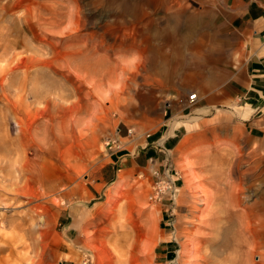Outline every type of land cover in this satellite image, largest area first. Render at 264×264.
Here are the masks:
<instances>
[{"label": "rangeland", "instance_id": "374dc122", "mask_svg": "<svg viewBox=\"0 0 264 264\" xmlns=\"http://www.w3.org/2000/svg\"><path fill=\"white\" fill-rule=\"evenodd\" d=\"M217 20L195 0H0V264H201L221 199L255 264L264 138L188 101L230 54Z\"/></svg>", "mask_w": 264, "mask_h": 264}, {"label": "crops", "instance_id": "0c3cea01", "mask_svg": "<svg viewBox=\"0 0 264 264\" xmlns=\"http://www.w3.org/2000/svg\"><path fill=\"white\" fill-rule=\"evenodd\" d=\"M195 1L199 10L218 14L216 24L224 34L221 42L227 44L230 53H222L224 60L215 64L221 67L212 69L197 84L194 105L198 116L230 114L238 128L264 138V0ZM231 58L238 60L236 65ZM172 137L161 135L146 142L129 156L126 168L133 162L140 167L137 159L142 155L148 161L157 151H168L167 147L173 146ZM148 145L151 147L146 148Z\"/></svg>", "mask_w": 264, "mask_h": 264}, {"label": "bare ground", "instance_id": "6f19581e", "mask_svg": "<svg viewBox=\"0 0 264 264\" xmlns=\"http://www.w3.org/2000/svg\"><path fill=\"white\" fill-rule=\"evenodd\" d=\"M161 189H162V187H161ZM228 189H231V188H228ZM158 191L159 190L157 189V192ZM226 194L228 195L229 193H226ZM158 195H161V194H158ZM227 195H226V197L228 198ZM228 199H231V198H228ZM239 199H241V198H239ZM222 200H224V199H221L219 201L217 200L216 201L217 202L216 206H213V207H216V209L214 208L216 210V211L214 210L215 211V214H214L213 218L210 219L211 222H213V225H212V227L210 229V233L213 236L211 238H206L204 240L203 248H202V250H200L202 252V254L200 255V263L201 264H247V262H243V261L241 262L240 253L238 251V250H240L242 248V246L244 244H246V242H245L246 239L245 240L243 239L244 241L242 240L243 242H241V244H238L234 240L235 238L233 239V238L229 237V231H230V229H229V226L228 225H230V223H232V222H230L228 224L227 220L228 219H231L230 218L232 216V211L231 210H233V209H231V206H233V205L230 204L231 200L228 203V201H226V199L224 200V205H223V203H222L223 201ZM226 203H228V204L226 205ZM213 205H215V203ZM244 209L247 212L248 209H249L248 205L244 204ZM224 219H226V223L227 224H223L224 223L223 222ZM232 224H235V223L233 222ZM243 226H244V224L242 225V227ZM234 234H235V232H234ZM239 235H241V234H239ZM239 235H237V236H239ZM259 245H260L259 246V249L260 248H264V242L259 243ZM254 256L257 259L255 261V264H262L263 263V261H264V252H261V251L258 250V252H256Z\"/></svg>", "mask_w": 264, "mask_h": 264}, {"label": "built area", "instance_id": "2783aa9c", "mask_svg": "<svg viewBox=\"0 0 264 264\" xmlns=\"http://www.w3.org/2000/svg\"><path fill=\"white\" fill-rule=\"evenodd\" d=\"M196 100V94L195 93H193V94H190L189 96H188V101L190 102V103H194V101ZM129 133H131L130 131H129ZM149 136H147V138H148ZM110 143V144H109ZM107 146H109V150H114L116 153H118L119 151H121V149H120V146H119V144L117 143V141L115 140H113V141H111V142H108L107 143ZM151 163H152V159H150L149 160ZM155 175H158V173H157V171H154L153 172ZM166 177H167V183L168 184H166V183H164V182H162V178H161V176H159V177H157V179H156V182H155V186L156 185H160V186H162V187H164L165 186V189H163V190H160V193H162V192H167V193H169V195H174L175 193H176V191H177V188H176V179L177 178H174V177H172V176H170L169 174H168V172H167V174H166ZM150 199H152V193H151V195H150Z\"/></svg>", "mask_w": 264, "mask_h": 264}]
</instances>
